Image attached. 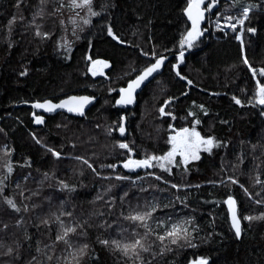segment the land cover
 <instances>
[{
  "label": "trees",
  "instance_id": "obj_1",
  "mask_svg": "<svg viewBox=\"0 0 264 264\" xmlns=\"http://www.w3.org/2000/svg\"><path fill=\"white\" fill-rule=\"evenodd\" d=\"M60 2L48 0L43 18L33 22L40 0H22L19 7L17 0H0V264H28L31 256L38 255V244L45 252L38 256L44 264L47 256L67 255L62 251L63 244L56 245L54 251L44 247L56 238L59 226L52 214L58 215L61 210L73 213L71 220L87 221L83 224L86 234L72 236L77 247L89 245L83 264H92L93 260L95 264H124L98 240L120 239L121 229L128 230L123 235L129 238L133 229L143 235V227L123 216L133 209L144 210L148 204L158 206L148 220L156 233L163 232L159 220L168 225L190 220L186 227L192 235L207 237L206 243L193 240L194 248L169 245L173 251L162 258L157 256L156 264H189L197 257H207L209 264H264V220H243L245 215L264 212V203H256L264 201V186L255 183L256 177L264 180V116L260 115L261 106L255 105L256 80L243 63L246 58L257 70V79L264 82L259 76V69L264 67V0L224 3L217 12L220 15L210 16L217 24L207 27V21L204 36L192 48L185 47L179 64V39L190 28L183 15L187 0H92L93 10L100 15L89 17L92 22L88 25L81 20V16H87L86 10L73 15L77 22L69 21L68 7L50 15ZM249 4L256 7L243 26L238 25L236 31L224 27V16L237 17ZM34 23L41 25L42 32H49V38L35 36ZM109 25L122 42L107 35ZM249 26L257 32H247ZM236 35H240V41ZM65 42L70 44L69 51L63 47ZM161 56L167 58L164 70L140 93L135 108L117 109L119 89ZM88 58L110 65L107 80L92 81L86 75ZM173 64L186 79L176 75ZM25 65L30 66V73L23 77L20 72ZM70 94L94 97L95 103L84 118L59 113L36 126L30 109L18 107ZM233 97L241 103L236 104ZM161 107L164 115L159 111ZM122 115L126 116V134L119 138L116 132ZM195 120L200 123L194 125ZM169 125L176 130L195 127L202 137L211 136L221 146L213 148V154H202L199 160L173 166L171 174L154 168L128 173L122 166L128 158L127 150L117 145L128 144L133 159L162 155L171 147L167 143L172 132ZM49 148L60 153L59 158L53 157ZM77 156L87 159L96 172L76 160ZM6 164L12 166L11 174ZM111 164L116 167H108ZM103 165L107 170H99ZM148 173L160 175L168 183ZM118 175L129 179L117 180ZM229 177L239 183L231 184ZM60 181L74 190H60ZM171 184L179 187L171 188ZM240 184L248 189L251 199ZM228 195L237 201L240 239L230 227L223 203ZM4 197L16 201L22 211L8 209ZM24 205L27 212L23 211ZM17 219L22 220L20 227L15 225ZM44 219L50 221L48 225L41 223ZM60 219L66 225L70 223L67 216ZM4 224L7 229H3ZM25 229L30 240H24ZM154 239L153 235L148 242ZM17 243V251L3 255L9 247L16 249ZM153 251H160L158 241ZM145 257L152 259L150 254Z\"/></svg>",
  "mask_w": 264,
  "mask_h": 264
},
{
  "label": "snow or ice",
  "instance_id": "obj_2",
  "mask_svg": "<svg viewBox=\"0 0 264 264\" xmlns=\"http://www.w3.org/2000/svg\"><path fill=\"white\" fill-rule=\"evenodd\" d=\"M22 0H17V7L20 6ZM48 0H40V7L37 10V12L33 16V22L39 17L43 18L44 14V6L47 4ZM217 0H212L211 3H207L206 7L202 8L201 5L205 3V0H187L186 7L183 9L184 15L187 17L188 21L191 22V27L186 29L184 33L181 34V37L179 39V46L181 51L177 54L176 60L177 64L182 62L184 58V49L192 48L194 46L195 41L202 35V29H201V21L204 20L205 12L212 10L214 8V5L216 4ZM239 0H237V3ZM235 6V5H233ZM65 7H69L73 10L75 9H82L86 10L87 16L83 18V24L88 25L92 21L89 17H97L100 15L99 12L93 10L92 6V0H68V3H63V0H61L59 7H53L50 15H53L55 13L61 12ZM256 5L249 4L245 5L242 8V11L239 13L237 17H232L230 15L224 16V20L226 21L224 27L230 28L233 31L237 30V26H243L245 21L249 20V13L252 11L253 8H255ZM79 15V13H77ZM217 15H220L217 13ZM23 19V17H21ZM15 22V17L12 20H9V27ZM61 24L64 23L63 20L60 21ZM35 27V36L47 39L50 36L49 32H42L40 30L41 25L39 24H33ZM83 28H80V31H83ZM241 31L243 28L241 27ZM107 35L111 37L114 41H117L118 43L122 42L120 38L115 34L114 29L111 25L107 26ZM247 32L255 34L257 32V29L254 27L249 26L247 28ZM74 30V35H75ZM80 37L77 36V39ZM236 39L240 40V35H236ZM59 46V45H58ZM65 48V51L70 50V44L65 42L63 45ZM241 51L243 52V47L241 48ZM166 57H159L155 59L154 63H150L147 67L143 68L142 71L138 75L135 76L134 79H129L127 82L126 87H121L119 89L120 97L116 100L117 105H129L132 104L134 101V93L138 88L141 87V84L148 80L149 77L153 75V73H156L162 66L164 60ZM243 63L245 65H248L249 71L252 73V78L256 80L255 89H254V99H255V105L261 106L260 115L264 116V82H261L257 79L256 73L257 70L253 68L249 61L245 58L243 60ZM177 64L172 65L173 71H176ZM92 67L89 69V71L96 75L97 69L99 67H107V62L103 60H93L92 61ZM21 76L26 75L25 71L20 72ZM176 75L181 79H186L184 76L180 74L179 71H176ZM259 76L264 77V67L259 69ZM189 85L192 84L191 80L187 81ZM89 97L87 96H69L67 99L60 100L59 103H52L49 100H45L43 103L36 102L32 104L33 108L37 109H43L45 112H52L55 109H66L68 112H74L79 113L83 115V106L89 101ZM233 100L236 104H240L241 101L237 99L236 97H233ZM251 102V101H250ZM167 104L168 101H165ZM254 105V106H255ZM203 108V106H200ZM161 115L165 114V110L163 107L159 109ZM170 115V113H169ZM189 115H193V113L189 112ZM123 117H121V123L119 125V131L121 135L124 134V124H123ZM34 121L37 124H40L43 122V117L39 115L34 116ZM200 123L199 120L193 121V124ZM171 128L172 125H169ZM2 131V130H0ZM33 139H36L33 137ZM37 143H40L39 140H36ZM167 143L171 146L168 151L163 153L162 155H153V154H147L145 158L143 159H133L132 158V149L129 147L126 143H119L117 146L120 149H126L128 158L123 161V168L129 170V171H135L136 169L144 168L149 169L153 167L160 168L163 172H169L170 168L172 166H179L181 164L187 165L190 160L195 161L199 160L200 152H207L211 154L212 149L216 147H220L221 144L219 141L214 140L213 137L209 136L207 138L202 137L201 134L196 131L195 127L189 128H181L179 131H176L175 135H170L168 137ZM256 146H253L255 148ZM49 152L52 153L53 157L59 158L60 153L56 152L52 148L48 149ZM177 157H179V160L177 161ZM76 160L82 161L84 165H87L89 169H91L94 173L96 172V169L93 167L91 163L87 159H84L83 157L77 156L75 157ZM242 162V161H241ZM110 168H115L116 165L111 164L108 165ZM6 171L11 174L13 171V168L10 164L5 165ZM99 175V173H96ZM45 179H48V174L45 173ZM150 176H154L155 180L162 181L164 183H168L166 180H163V177L160 175H154V173H148ZM7 179V177H5ZM27 179V177L25 178ZM103 179H108L107 177H103ZM117 180H128V176H116ZM137 179H140L139 176H137ZM229 180L231 181V184L236 185L239 183V181L233 177H229ZM136 181L133 180L132 183H135ZM255 183L264 186V180H261L259 177L255 178ZM171 188H178L179 185L177 184H171ZM19 187V185H17ZM60 190L67 189L68 191H73V188H70L69 185L63 181L59 182ZM199 187V185H197ZM240 187L244 190L245 195L249 196V199L252 197L249 195L248 189L244 188V185L240 184ZM2 191V190H0ZM36 193H33L35 195ZM127 193H125V196ZM21 196H23V193L21 192ZM97 200L101 199V196L96 197ZM123 200V197H121ZM4 204L7 206L8 209H10L14 213H20L22 211L21 207L18 206L16 201L9 197H4ZM225 205H227L228 208V214L229 218L231 220V227L235 233L236 239L241 238L242 229H241V219L238 217L237 214V201L233 198L232 195H228L227 199L223 201ZM257 204L264 203V201L257 200ZM63 206V202H62ZM33 208L36 207L35 204L32 206ZM156 204H148L144 206V210H136L133 209L129 212L128 215H124L123 219L135 223L138 227L144 228V233L141 235L139 232H136L135 229L132 230L130 234V238L123 235V233L127 232V229H121V238L120 239H99L98 243L105 249H109L114 255H117L120 260L124 262V264H156V258L157 256L163 257L166 253L173 251L172 247H169V245H173L176 248H182L184 246L194 248L196 247V244L193 243V240L200 239L202 243L207 242V237H198L193 236L192 233L187 229L186 225L188 223H191L190 220H180L176 223H172L171 225H168V223L164 220L157 221L158 227H161L163 229L162 234L156 233L155 230L151 229L148 220L152 218V214L156 212L157 210ZM164 207H169V205H164ZM23 211L27 212L28 207L27 205H24ZM55 217V221L58 222V232L56 235L55 240L50 243L46 244L44 247L46 250L54 251L56 245L63 244L64 249L62 251L66 252L67 255L65 256H47V264H51L53 260L56 261V264H61V261H63V264H83V257L87 256L89 254V245L87 243L82 244L80 246H76L72 242V236L74 235H85V231L83 229V224L87 223V221L78 222L71 220V217L73 216V213L66 212V211H59V214H52ZM102 215V213H100ZM62 216H67L70 218V223L65 224L63 220L60 219ZM243 220L245 221H253V220H264V212H262L259 216H249L245 215L243 216ZM48 219H44L41 221L42 224L48 225L49 224ZM16 227H20L22 225V220L17 219L15 221ZM8 225L4 224L3 229H7ZM38 227V226H37ZM107 227H111V225H107ZM195 230V229H194ZM155 236V239L152 242L149 241V237ZM209 236L212 235V233L208 234ZM24 240H30V236L27 233V230L25 229L24 233ZM159 242L160 251L155 252L153 251L154 246H156V242ZM166 242V243H165ZM0 247H3V244L0 243ZM20 245L17 243L16 249H13L12 247H9L6 252L3 253V255L11 256L14 251H17L19 249ZM36 252L38 255L31 256V259L28 261V264H44V261H41L38 259V256L45 255V252L41 250L39 247V244L37 245ZM145 254H150L152 256L151 260L146 259ZM69 257L71 259H69ZM19 255H17V259H19ZM92 264H95V260H93ZM189 264H209V259L207 257H197L194 261H190Z\"/></svg>",
  "mask_w": 264,
  "mask_h": 264
},
{
  "label": "water",
  "instance_id": "obj_3",
  "mask_svg": "<svg viewBox=\"0 0 264 264\" xmlns=\"http://www.w3.org/2000/svg\"><path fill=\"white\" fill-rule=\"evenodd\" d=\"M218 2H219V0H217L216 4H217ZM216 4H215V5H216ZM183 15H184V12H183ZM207 15H209V13L205 12V14H204L205 18H204V20L201 21V29H202V35H201V37H203L204 34H205L204 31H203V26L207 23V18H208ZM184 18H185L186 22L188 23V25L191 27V22L188 21V19H187V17H186L185 15H184ZM92 61H93V60H91L90 58L87 59L88 66H87V68H86V75H87L92 81H97V80H99V79L107 80V79H108V72L111 70L110 65L107 64V67H99V68L97 69L96 75H93V74L89 71V69L93 66V65H92ZM166 62H167V58L164 60V62H163V64H162L161 68H160L156 73H153V75H152L151 77H149L148 80L144 81V82L141 84V87L138 88V89L136 90V92L133 94V95H134V101H133L132 104H129V105H117V104H116V101H115V106H116V108L119 109V110H126V111L134 109L135 106H136V104H137V97L140 95V93L144 90V88H145L148 84H150L154 79H156L159 75L162 74V72H163V70H164V67H165V65H166ZM142 70H143V69H142ZM142 70H141V71H142ZM139 73H140V72H139ZM139 73H138V74H139ZM138 74H137V75H138ZM134 78H135V76H134L132 79H134ZM126 86H127V83H126V85H125L124 87H126ZM69 96H87V97L90 98L89 101H88L86 104H84V106H83V115H81V114H79V113H74V112H71V113H70V112H68L66 109H55V110L52 111V112H45L43 109H42V110H43L47 115H54V114H59V113H61V114H64V115H66V116H69V117H73V118H78V119H80V118H84V117H85L86 113L91 109V107H93V105H94V103H95V99H94V97H92V96H90V95H86V94H82V95L70 94V95H68V96H65V97L62 98L61 100H63V99H67V97H69ZM119 97H120V92H119V95H118L117 99H119ZM117 99H116V100H117ZM52 103H53V102H52ZM57 103H59V101H58ZM23 106H25V107H31V108H32V104H28V103H22V104H20L18 107H23ZM122 117L124 118V119H123V124H124V129H125V131H124V134L121 135V133H120V131H119V128H118L117 134L119 135L120 138H124V137H125V134H126V128H125V126H126V118H125L124 115H122ZM120 123H121V121H120ZM169 131H170V132L172 131V133H171L170 135H175L176 131H179V130H176L175 128H172V127H171V128H169ZM103 166H104V165H103ZM103 166H101V167L99 168V170H100ZM104 167H105V166H104ZM224 206H225V208H226V210H227V214H228V208H227V205L224 204ZM228 221H229V224H230V227H231V220H230V218H229V214H228ZM231 229H232V227H231ZM232 230H233V229H232Z\"/></svg>",
  "mask_w": 264,
  "mask_h": 264
},
{
  "label": "flooded vegetation",
  "instance_id": "obj_4",
  "mask_svg": "<svg viewBox=\"0 0 264 264\" xmlns=\"http://www.w3.org/2000/svg\"><path fill=\"white\" fill-rule=\"evenodd\" d=\"M231 0H219V2L216 4V5H214V8L212 9V10H209V11H206L207 13H209V16L210 15H212L213 14V12H215L216 10H218L220 7H221V5L223 4V3H225V2H230ZM212 2V0H205V3L204 4H202L201 5V7L202 8H204V7H206V5H207V3H211ZM207 17H208V15H207ZM24 76H26V75H24ZM23 76V77H24ZM55 97V96H54ZM49 98V97H48ZM62 98H64V97H61V98H59V99H57V100H53V99H45V100H49V101H51V102H53V103H57L58 101H60ZM45 100H35V101H33V102H30V103H28V104H33V103H36V102H40V103H43ZM27 108H29L30 109V117H31V120L35 123V121H34V116L35 115H39V116H41V117H43V122L42 123H40V124H37V123H35V125L36 126H39V125H41V124H44V122H45V119L46 118H48L49 116H53V115H47L42 109H37V108H31V107H27ZM124 111H126V110H124ZM54 115H56V114H54ZM126 171L128 172V173H133V174H135V173H141V172H144V171H148L147 169H144V168H140V169H136L135 171H129V170H127L126 169Z\"/></svg>",
  "mask_w": 264,
  "mask_h": 264
},
{
  "label": "rangeland",
  "instance_id": "obj_5",
  "mask_svg": "<svg viewBox=\"0 0 264 264\" xmlns=\"http://www.w3.org/2000/svg\"><path fill=\"white\" fill-rule=\"evenodd\" d=\"M224 4V3H223ZM222 4V5H223ZM222 5H221V7L218 9V10H216L215 12H213V14H215V13H217L220 9H222V8H224V6L222 7ZM77 9H75V10H73V9H71V8H69L68 7V10H67V13H68V17H69V21L70 22H77V20L75 19V18H73V15H75V16H79L80 15V11H81V9L80 10H78V11H76ZM77 13H79V15H77ZM212 14V15H213ZM211 15V16H212ZM86 16H81V20H82V22H83V18H85ZM208 23H209V25H207V27H209L210 25H212V24H214V25H216L217 24V22H216V20L214 19V20H211V18H208ZM240 41V40H239ZM22 71H25L26 72V76H28V74L30 73V66H27V65H25V66H23L22 67ZM204 153H207V152H203V151H201L200 152V157L202 156V154H204ZM211 154H213V149H212V152H211ZM179 157H177L176 159H178ZM196 161V160H195ZM189 162H193L192 160H190ZM188 162V163H189ZM173 167V166H172ZM172 167L170 168V171H171V169H172ZM154 169H157V170H160V171H162L160 168H158V167H153ZM101 171H105V170H107V168H105L104 166L100 169ZM163 172V171H162ZM167 173V172H166ZM55 223L56 224H58V222H56L55 221Z\"/></svg>",
  "mask_w": 264,
  "mask_h": 264
},
{
  "label": "bare ground",
  "instance_id": "obj_6",
  "mask_svg": "<svg viewBox=\"0 0 264 264\" xmlns=\"http://www.w3.org/2000/svg\"><path fill=\"white\" fill-rule=\"evenodd\" d=\"M125 116V115H124ZM125 118H126V116H125ZM119 128V127H118ZM125 128H126V126H125ZM117 131H118V129H117ZM117 133V132H116ZM118 135V134H117ZM119 136V135H118ZM120 138V137H119ZM227 216H228V214H227Z\"/></svg>",
  "mask_w": 264,
  "mask_h": 264
}]
</instances>
